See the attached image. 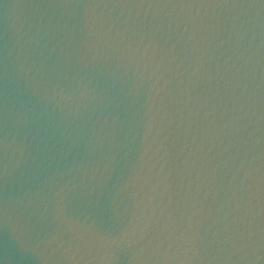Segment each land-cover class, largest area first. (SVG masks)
Returning <instances> with one entry per match:
<instances>
[{"label":"water","instance_id":"95a60500","mask_svg":"<svg viewBox=\"0 0 264 264\" xmlns=\"http://www.w3.org/2000/svg\"><path fill=\"white\" fill-rule=\"evenodd\" d=\"M0 264H264V0H0Z\"/></svg>","mask_w":264,"mask_h":264}]
</instances>
